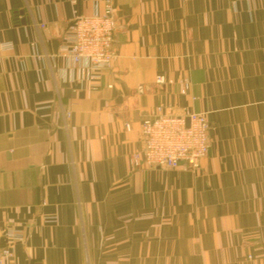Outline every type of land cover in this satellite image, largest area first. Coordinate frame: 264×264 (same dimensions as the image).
Listing matches in <instances>:
<instances>
[{
    "label": "crops",
    "instance_id": "1",
    "mask_svg": "<svg viewBox=\"0 0 264 264\" xmlns=\"http://www.w3.org/2000/svg\"><path fill=\"white\" fill-rule=\"evenodd\" d=\"M113 8L112 68L91 83L59 49L101 0H0L13 43L0 54V245L20 235L12 264H264V0ZM158 106L206 113L196 170L133 166Z\"/></svg>",
    "mask_w": 264,
    "mask_h": 264
},
{
    "label": "built area",
    "instance_id": "2",
    "mask_svg": "<svg viewBox=\"0 0 264 264\" xmlns=\"http://www.w3.org/2000/svg\"><path fill=\"white\" fill-rule=\"evenodd\" d=\"M103 12L74 18L59 49V55L77 72L79 81L95 82L104 71L112 68L115 57L113 0H101ZM44 27V26H42ZM13 50V43L0 40V54ZM155 84H168L163 75ZM181 94L186 95L190 84L181 81ZM186 120L189 121L188 126ZM129 129V125H126ZM142 151L132 156L133 166L144 162L150 166L176 169L180 166L196 170L209 149V123L206 113L189 112L185 116L164 113L158 106L154 114L141 122ZM6 243L0 245V264H12L13 243L20 238L14 230L5 234Z\"/></svg>",
    "mask_w": 264,
    "mask_h": 264
},
{
    "label": "water",
    "instance_id": "3",
    "mask_svg": "<svg viewBox=\"0 0 264 264\" xmlns=\"http://www.w3.org/2000/svg\"><path fill=\"white\" fill-rule=\"evenodd\" d=\"M24 14V12L23 11H20V12H17V14H16V16H18V15H23ZM20 23L21 24H24L25 23V19H21L20 20ZM58 41H55V42H53V51H54V53H57V46H58ZM188 124H189V121L188 120H186V125L188 126Z\"/></svg>",
    "mask_w": 264,
    "mask_h": 264
}]
</instances>
